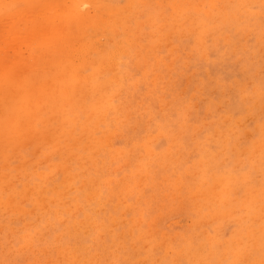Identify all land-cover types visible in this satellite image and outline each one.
I'll list each match as a JSON object with an SVG mask.
<instances>
[{"label": "rangeland", "instance_id": "rangeland-1", "mask_svg": "<svg viewBox=\"0 0 264 264\" xmlns=\"http://www.w3.org/2000/svg\"><path fill=\"white\" fill-rule=\"evenodd\" d=\"M172 1L177 2L179 7L174 9L171 0H15L21 4L46 7L23 9L9 23L0 17V74L10 71L22 76L24 73L21 78L37 77L39 80L44 73L58 74L72 66L78 67L82 73H88L96 65H102L103 61L105 65L102 66L108 71H115V74L123 77L121 94L114 102L117 109L122 107V119L118 121L116 118L119 116L116 117L113 113L102 126L98 137L93 142L86 140L81 143L72 158L64 156L66 152L62 144L58 146L46 138L38 142L35 134L42 130L43 124L39 128L36 122L30 124L31 133L16 137L9 143L13 145L12 148L9 147L7 151L0 148V178L4 177L6 180V183L0 182V262L89 264L90 261L95 264L99 261L103 264H166L169 261H179L178 259L205 261V257L212 253L219 261L261 260L260 244L256 246L257 250L249 247L251 243L247 244L244 256L248 258H240L236 252L243 243V235L248 227L264 226V172L261 170L264 137V17L259 13L261 0H251L254 4L250 0ZM236 4L255 6L241 9L236 8ZM84 5L91 7L84 8ZM194 19L205 22L207 31L204 34L193 24ZM241 19H246V23ZM221 21L224 26H221ZM256 21L260 24L255 23ZM181 24L184 26H180ZM252 24L255 25L253 28ZM209 44L213 46L207 47ZM81 46L83 47L80 48ZM232 50L234 54H231ZM82 53H87L86 57H80ZM80 61L87 62L81 64ZM234 87H237L236 91ZM114 90L116 92L117 86ZM226 93H229L228 97ZM242 104L246 110L243 120L235 116ZM185 106L190 107H187V112ZM252 116L254 118L251 119ZM253 125H257L256 129ZM259 125L262 126L261 129ZM186 128L188 131L184 130ZM234 131L238 132L235 136ZM227 132L229 135L232 133V138L235 137L231 144L227 140ZM243 132L249 137L246 138ZM191 139L194 141H190ZM235 150L240 151L237 153ZM204 155L208 157L204 158ZM247 157L250 159H246ZM235 160H239L238 164ZM209 162L213 164L210 165ZM244 162L250 163L251 169L247 174L239 172ZM202 165L203 168H200ZM66 174L70 175L68 186L64 179ZM230 177H234L231 178L233 180ZM208 186L214 187L211 193L205 192ZM224 187L231 192L233 189L231 195H236L238 200L234 198L231 206L221 197ZM251 193L257 195L254 206L262 217L254 218L246 207L240 205ZM217 198L221 200L218 201ZM233 207L234 213L231 211ZM13 210H17V213ZM219 213L223 216L222 219L217 217ZM19 216L21 220L18 219Z\"/></svg>", "mask_w": 264, "mask_h": 264}, {"label": "bare ground", "instance_id": "bare-ground-1", "mask_svg": "<svg viewBox=\"0 0 264 264\" xmlns=\"http://www.w3.org/2000/svg\"><path fill=\"white\" fill-rule=\"evenodd\" d=\"M185 1H188V0H184L183 2H185ZM224 1V0H223ZM231 1V0H230ZM240 1H243V0H240ZM159 2V1H158ZM171 2H172V4H173V6H174V9H176V8H178L177 7V2H173L172 0H171ZM200 2V1H199ZM210 2V1H209ZM246 2V1H245ZM250 2H252L251 0H250ZM152 3H153V1H152ZM151 3V4H152ZM198 3V2H197ZM253 3V2H252ZM251 3V4H252ZM255 3V2H254ZM253 3V4H254ZM155 4V3H154ZM170 4V3H169ZM231 4V3H230ZM243 4H244V2H243ZM248 4V3H247ZM252 4V5H253ZM210 5V4H209ZM208 5V6H209ZM231 5H233V4H231ZM237 5V4H236ZM142 6V5H141ZM146 6V5H145ZM212 6L214 7V5L212 4ZM255 6V5H254ZM139 7V6H138ZM149 7V6H148ZM210 7V6H209ZM154 8V7H153ZM161 8V7H160ZM211 8V7H210ZM224 8V7H223ZM147 9V8H146ZM170 9H172V8H170ZM183 9V8H182ZM242 9V8H241ZM51 10V9H50ZM145 10V9H144ZM149 11L150 12H152L151 11V7H149ZM176 11V10H175ZM230 11H232V10H230ZM244 11V10H243ZM259 11V10H258ZM147 12V11H146ZM155 12V11H154ZM172 12V11H171ZM228 12H229V10H228ZM153 13V12H152ZM165 13H167V11L165 10ZM175 13V12H174ZM188 13V12H187ZM246 13V12H245ZM259 13H260V11H259ZM172 14V13H171ZM250 14V13H249ZM251 14H252V12H251ZM155 15V14H154ZM175 15V14H174ZM183 15V14H182ZM248 15V14H247ZM246 15V16H247ZM254 15H256V14H254ZM253 15V16H254ZM180 16V15H179ZM204 16V15H203ZM143 17V16H142ZM250 17V16H249ZM258 17V16H257ZM260 17V16H259ZM170 18V17H169ZM237 18V17H236ZM171 19V18H170ZM209 19V18H208ZM238 19V18H237ZM252 19H253V17H252ZM256 19V18H255ZM207 20V19H206ZM233 20V19H232ZM236 20V19H235ZM241 20H245L244 22L246 23V19H241ZM248 20V19H247ZM257 20V19H256ZM159 21H160V19H159ZM194 21H195V23H193L194 25H196L197 26V29L199 30V32L200 33H203L204 34V32H206L207 31V29H206V26H205V22L203 21V20H201V19H194ZM238 21V20H237ZM252 21H254V20H252ZM260 21V20H259ZM161 22H162V20H161ZM261 22V21H260ZM221 23L223 24V22L221 21ZM234 23V22H233ZM236 23V22H235ZM252 23V22H251ZM255 23H259L258 21H256ZM228 24V23H227ZM260 24V23H259ZM263 23H261V25H262ZM253 25L254 24H252L251 26H252V28H253ZM261 25H259V26H261ZM148 26V25H147ZM180 26H184V24H181ZM221 26H224V24L223 25H221ZM226 26V25H225ZM228 26H230V25H228ZM255 26V25H254ZM79 27V26H78ZM146 27V26H145ZM149 27V26H148ZM155 27V26H154ZM169 27V26H168ZM232 27V26H231ZM235 27H237V26H235ZM245 27V26H244ZM150 28V27H149ZM153 28V27H152ZM220 28V27H219ZM227 28V27H226ZM243 28V27H242ZM247 28V27H246ZM246 28H244L245 30H246ZM35 29V28H34ZM239 29H240V27H239ZM239 29H237V31L239 30ZM255 29V28H254ZM244 30V31H245ZM247 30H248V28H247ZM246 30V31H247ZM256 30H258L259 31V29L257 28ZM222 31V30H221ZM234 31H235V29H234ZM36 32V31H35ZM58 32V31H57ZM238 32H240V31H238ZM252 32H253V30H252ZM257 32V31H256ZM255 32V33H256ZM237 32H235V34H236ZM260 33H261V29H260ZM259 33V34H260ZM238 34V33H237ZM242 34V33H241ZM262 34V33H261ZM242 35H244V34H242ZM252 35H253V33H252ZM225 37V36H224ZM249 37H250V35H249ZM262 37V36H261ZM158 39V38H157ZM192 39V38H191ZM223 39V38H222ZM239 39V38H238ZM145 40V39H144ZM194 40V39H193ZM218 40V39H217ZM224 40V39H223ZM222 40V41H223ZM254 40H255V38H254ZM262 40V39H261ZM81 41V40H80ZM79 41V42H80ZM214 41V40H213ZM238 41V40H237ZM78 42V43H79ZM218 42H219V40H218ZM260 42V41H259ZM77 43V44H78ZM223 44H224V41L222 42ZM228 44H229V42H227ZM232 43L233 42H231V45H232ZM235 43V42H234ZM263 43V42H262ZM212 44V43H211ZM257 44V43H256ZM210 45V44H209ZM207 46V47H212L211 45L210 46ZM227 45V44H226ZM230 45V44H229ZM132 46V45H131ZM136 46H138V45H136ZM215 46V45H214ZM252 46H254V45H252ZM258 46V45H257ZM83 46H81L80 48H82ZM227 47H228V45H227ZM229 47H231V46H229ZM240 47V49H241V46H239ZM144 48V47H143ZM85 49V48H84ZM87 49H88V47H87ZM119 49V48H118ZM166 49V48H165ZM244 49V48H243ZM86 50V49H85ZM180 50V49H179ZM235 50V49H234ZM81 51H82V49H81ZM88 51V50H87ZM86 51V52H87ZM183 51V50H182ZM83 52V51H82ZM144 52V51H143ZM184 52V51H183ZM229 52V51H228ZM233 52V50L231 51V54H234V53H232ZM88 53V52H87ZM86 53V54H87ZM184 53H186V52H184ZM224 53V52H223ZM249 53V52H248ZM83 54V53H82ZM80 54V57H82L83 56V58H84V56L86 55V54ZM91 54V53H90ZM144 54H145V52H144ZM226 54V53H225ZM77 55V54H76ZM194 55H195V53H194ZM196 55H197V53H196ZM248 55V54H247ZM166 56V55H165ZM225 56V55H224ZM227 56H229V54H227ZM249 56V55H248ZM80 57H77V58H80ZM86 57V56H85ZM202 57H204V56H202ZM88 58V57H87ZM187 58V57H186ZM196 58V57H195ZM241 58V57H240ZM220 59H221V57H220ZM220 59H219V61H220ZM86 60H88V59H86ZM209 60V59H208ZM62 61V60H61ZM210 61V60H209ZM251 61V60H250ZM249 61V62H250ZM81 62V61H80ZM87 61H85L84 63H86ZM180 62V61H179ZM212 62H214V61H212ZM83 63V61L81 62V64ZM83 63V64H84ZM102 63V65H105V64H103L104 62L102 61L101 62ZM162 63V62H161ZM258 63V62H257ZM262 63V62H261ZM80 64V65H81ZM98 64V63H97ZM249 65H250V63H248ZM101 64L99 65H96V68L95 69H93V68H91V71H89L88 73L87 72H85V73H82L81 72V70H79L78 69V67H76V66H72V67H69V69L67 70H65L64 72H59L58 74H55L56 72H54V73H52V74H47V73H44V74H42L41 75V79H37V77H34V78H32V77H28L27 79H24V78H21V77H23V75H24V73H23V75L21 76V75H19V74H15V73H12V72H10V71H6V72H4V73H1L0 74V148H2V149H4V150H6L7 151V149L10 147V148H12L13 147V145H9V143L11 142V141H13V139H16V137H21V136H25V135H27V134H29V133H31V131H32V127L30 126V124L31 123H34V122H36L37 123V125H38V127L40 128V125H41V123L43 124V127H42V130L41 131H37V133L35 134L36 135V139H37V141L39 142V141H42L44 138H46L47 140H49V141H52V142H54V143H56L58 146H61V144H62V146H63V149L65 150V157L68 159H70V158H72L73 157V154H74V151H76L77 150V148L79 147V145L81 144V143H83V142H85L86 140H88V142L90 141V142H93L92 140H94V139H96L97 137H98V133L101 131V128H102V126H104V124H106V122L110 119V117H111V115H113V113L114 114H116V117H118L119 116V118H116L118 121L119 120H121L122 119V117L121 116H123V113L120 111V109H122V107L120 106L118 109L116 108V104H114V102H115V99L117 98V97H119L120 96V94H121V87H122V85H123V82H122V80H123V77L122 76H119V75H117V74H115L114 72H110V71H108L107 69H106V67H104V66H102ZM107 65V64H106ZM111 65V64H110ZM244 65V64H243ZM253 65V64H252ZM251 65V66H252ZM84 66V65H83ZM93 66H94V64H93ZM112 66V65H111ZM184 66V65H183ZM240 66H242V64L240 65ZM248 66V65H247ZM251 66H250V69H251ZM74 67V68H73ZM85 67V66H84ZM167 67V66H166ZM170 67V66H169ZM73 68V69H72ZM113 68V67H112ZM241 68H243V67H241ZM254 68V67H253ZM264 68V67H263ZM3 69V68H2ZM240 69V68H239ZM157 70V69H156ZM259 70H262V69H259ZM38 71V70H37ZM250 71V70H249ZM256 71H258V68H257V70ZM264 71V70H263ZM2 72H3V70H2ZM19 73H21L20 71H18ZM169 72V71H168ZM17 73V72H16ZM31 73V72H30ZM29 73V74H30ZM40 73V72H39ZM240 73V72H239ZM243 73V72H242ZM245 73H246V71H245ZM261 73V72H260ZM259 73V74H260ZM25 74H27V75H29L28 73H25ZM241 74V73H240ZM251 74V73H250ZM254 74V73H253ZM258 74V73H257ZM168 75V74H167ZM247 75H249L248 73H247ZM263 75V74H262ZM251 76V75H250ZM249 76V77H250ZM256 76V75H255ZM261 76V75H260ZM144 77H146V76H144ZM254 77V76H253ZM264 77V76H263ZM241 80V79H240ZM244 81V80H243ZM153 82V81H152ZM177 82V81H176ZM187 84V83H186ZM218 84H219V82H218ZM264 84V83H263ZM217 85V84H216ZM219 85H221V84H219ZM259 85V84H258ZM117 86V90H116V92H115V90H114V87H116ZM146 87H147V85H146ZM222 87V86H221ZM226 88V87H225ZM235 88V87H234ZM237 88V87H236ZM234 89V91H236L237 89ZM195 89V88H194ZM217 89H218V87H217ZM227 89V88H226ZM240 89V88H239ZM196 90V89H195ZM230 90V89H229ZM173 91V90H172ZM214 91V90H213ZM232 91V90H231ZM233 91V92H234ZM241 91V90H240ZM239 91V92H240ZM244 91V90H243ZM242 91V92H243ZM219 92V91H218ZM220 92H223V91H220ZM226 92H228V91H226ZM201 93V92H200ZM211 93V92H210ZM177 94V93H176ZM229 94V93H228ZM227 93H226V96L228 95ZM239 94L240 93H238V96H239ZM197 95V94H196ZM220 95H222L221 93H220ZM224 95V94H223ZM116 96V97H115ZM225 96V95H224ZM161 97V96H160ZM228 97V96H227ZM199 99V98H198ZM260 99V98H259ZM158 100V99H157ZM210 100V99H209ZM220 100H221V98H220ZM148 101V100H147ZM160 101V100H159ZM202 101H204V100H202ZM247 101H248V99H247ZM261 101V100H260ZM264 101V100H263ZM151 102H153L152 100H151ZM239 102H240V100H239ZM168 103V102H167ZM166 103V104H167ZM221 103V102H220ZM227 103V102H226ZM255 103V102H254ZM260 103V102H259ZM262 103H264V102H262ZM217 104V103H216ZM225 104V103H224ZM258 104V103H257ZM256 104V105H257ZM157 105H158V103H157ZM188 105H190V103L188 104ZM196 104H194V106H195ZM244 104H242V106H243ZM252 105H253V103H252ZM167 105H165V107H166ZM197 106V105H196ZM217 106H219V104L217 105ZM217 106L215 107V108H217ZM262 106H264L263 104H262ZM160 107V106H159ZM161 107H162V105H161ZM182 107V106H181ZM180 107V108H181ZM184 107V106H183ZM182 107V108H183ZM186 107V106H185ZM188 107V106H187ZM187 107L185 108V109H187ZM220 107H223V106H220ZM219 107V108H220ZM144 108V107H143ZM175 108V107H174ZM190 107H188V109H189ZM195 108V107H194ZM208 108V107H207ZM218 108V109H219ZM249 108V107H248ZM188 109L186 110V112L188 111ZM197 109V108H196ZM206 109V108H205ZM237 109V108H236ZM239 109V108H238ZM250 109V108H249ZM248 109V110H249ZM161 110V109H160ZM163 111L162 112H164V109H162ZM176 110V109H175ZM185 111V110H184ZM190 111V110H189ZM228 111V110H227ZM156 112H157V110H156ZM158 112H159V110H158ZM178 112V111H177ZM186 112H185V114H186ZM192 112H194V111H192ZM207 112V111H206ZM245 112H246V110H245ZM160 113V112H159ZM195 113V112H194ZM8 114H10L11 115V117H12V119H11V121H10V123L6 126V124H5V117H6V115H8ZM141 114V113H140ZM147 114H148V112H147ZM183 114H184V112H183ZM210 114V113H209ZM214 114H215V111H214ZM248 114H249V112H248ZM260 114V113H259ZM164 114H162V116H163ZM177 115V114H176ZM189 115V114H188ZM216 115V114H215ZM204 116H205V113H204ZM210 116V115H209ZM227 116V115H226ZM189 117H191L190 115H189ZM207 117V116H206ZM185 118V117H184ZM205 118V117H204ZM218 118V117H217ZM228 118V117H227ZM249 119H250V116L248 117ZM252 118H254V116H252L251 117V119ZM115 118L113 119V120H116ZM163 119H164V117H163ZM187 119V118H186ZM203 119V118H202ZM220 119H221V117H220ZM225 119V118H224ZM240 119V118H239ZM150 120V119H149ZM149 120H147V121H149ZM176 120V119H175ZM174 120V121H175ZM181 120V119H180ZM188 120V119H187ZM228 120V119H227ZM246 120H248V119H246ZM138 121V120H137ZM163 121H165V120H163ZM169 121V119L166 121V123ZM172 121V120H171ZM177 121V120H176ZM195 121V120H194ZM201 121V120H200ZM210 121V120H209ZM213 121V120H212ZM216 121H218V120H216ZM226 121V120H225ZM235 121V120H234ZM236 121H238V120H236ZM244 121H245V119H244ZM151 122V121H150ZM178 122V124L179 123H181V122H179V121H177ZM184 122V121H183ZM219 122V121H218ZM224 122V121H223ZM229 122V121H228ZM227 122V123H228ZM239 122V121H238ZM148 122H146V124H147ZM163 123V122H162ZM165 123V124H166ZM186 123V122H185ZM188 123V122H187ZM199 123H201V122H199ZM204 123V122H203ZM234 123V122H233ZM245 123H246V121H245ZM154 124V123H153ZM164 124V125H165ZM191 124V123H190ZM202 124V123H201ZM212 124V123H211ZM214 124V123H213ZM216 124H218V123H216ZM262 124V123H261ZM143 125V124H142ZM180 125V124H179ZM181 125H182V123H181ZM185 125V124H184ZM192 125V124H191ZM199 125V124H198ZM203 125V124H202ZM201 125V126H202ZM206 125V124H205ZM204 125V126H205ZM219 125V124H218ZM237 125H238V123H237ZM242 125V123L240 124V126ZM264 125V124H263ZM186 126V125H185ZM190 126V125H189ZM197 126V125H196ZM212 126V125H211ZM216 126V125H215ZM220 126V125H219ZM229 126V125H228ZM240 126L238 127L239 129H240ZM244 126V125H243ZM257 126V125H256ZM256 126H254L253 125V127L255 128ZM145 127V126H144ZM148 127V126H147ZM159 127H161V126H159ZM188 127V126H187ZM193 127V126H192ZM205 127H207V126H205ZM213 127V126H212ZM242 127V126H241ZM259 127H260V125H259ZM258 127V128H259ZM262 127V126H261ZM261 127H260V129H261ZM25 128H26V134H25ZM133 128V127H132ZM143 128V127H142ZM211 128V127H210ZM222 128H223V124H222ZM230 128V127H229ZM253 128V129H254ZM263 128H264V126H263ZM156 129V128H155ZM158 129V128H157ZM177 129V128H176ZM178 129H180V126H179V128ZM189 129H190V127H189ZM193 129H195V128H193ZM199 129V128H198ZM198 129H196L197 131H198ZM213 129V128H212ZM217 129V128H216ZM219 129H221V128H219ZM231 129V128H230ZM232 129H233V127H232ZM252 129V128H251ZM256 129V128H255ZM184 130H187V128L186 129H184ZM183 130V131H184ZM192 130V129H191ZM200 130V129H199ZM224 130H225V128H224ZM229 130V129H228ZM176 131H178V130H176ZM188 131V130H187ZM187 131H186V134H187ZM194 132H195V130H193ZM192 131V132H193ZM230 131H232V130H230ZM245 131V130H244ZM251 131V130H250ZM257 131V130H256ZM256 131H254V133L256 132ZM219 131L217 130V133H218ZM221 132V131H220ZM235 132V131H234ZM242 132V131H241ZM179 133V132H178ZM183 133V132H182ZM196 133V132H195ZM224 133V132H223ZM236 133V132H235ZM238 133V132H237ZM237 133L236 134H234V136L235 135H237ZM244 133V132H243ZM253 132L251 131V134H252ZM258 133V132H257ZM263 133V132H262ZM209 134V133H208ZM221 134V133H220ZM232 134V133H231ZM230 134V135H231ZM244 134H246V133H244ZM149 135V134H148ZM185 135V134H184ZM206 135V134H205ZM204 135V136H205ZM218 135V134H217ZM216 135V136H217ZM226 135V134H225ZM229 134H228V132H227V135L226 136H228ZM165 136V135H164ZM173 136H174V134H173ZM196 136V135H195ZM194 136V137H195ZM212 136H213V134H212ZM211 136V137H212ZM222 136V135H221ZM233 136V135H232ZM242 136H243V134H242ZM250 136H252V135H250ZM169 137L170 136H168L167 138L169 139ZM188 137H190V138H192L191 136H188ZM207 137V136H206ZM210 137V136H209ZM246 138H248L247 137V134H246V136H245ZM259 137V136H258ZM102 138V137H101ZM155 138V137H154ZM203 138H205V137H203ZM213 139H214V137H212ZM224 138V137H223ZM234 139H235V137H233ZM165 139V138H164ZM167 139V140H168ZM186 139V138H185ZM188 139V138H187ZM195 139V138H194ZM225 139V138H224ZM241 139H243V138H241ZM258 139H260V138H258ZM78 140H79V142H78ZM170 140H173V139H171L170 138ZM193 139H191L190 141H192ZM206 140V139H205ZM212 140V139H211ZM216 140V139H215ZM219 140H220V137H219ZM228 140V139H227ZM240 140V139H239ZM248 140V139H247ZM99 141H101V139H99ZM194 141V140H193ZM221 141V140H220ZM165 142H166V140H165ZM188 142V141H187ZM198 142V141H197ZM200 142V141H199ZM198 142V143H199ZM207 142H208V139H207ZM210 142V141H209ZM215 142V141H214ZM217 142V141H216ZM224 142V141H223ZM106 143V142H105ZM186 143V142H185ZM194 143V142H193ZM204 143V142H203ZM205 143H206V141H205ZM204 143V144H205ZM220 143V142H219ZM149 144V143H148ZM151 144V143H150ZM149 144V145H150ZM167 144H169V142L167 143ZM200 144V143H199ZM198 144V145H199ZM203 144V145H204ZM216 144V143H215ZM214 144V145H215ZM218 144V143H217ZM221 144V143H220ZM223 144V143H222ZM260 144V143H259ZM153 145V144H152ZM208 145V144H207ZM225 145H226V142H225ZM224 145V146H225ZM239 145V144H238ZM238 145L236 146V145H234V146H236V147H238ZM250 145V144H249ZM258 145V144H257ZM154 146V145H153ZM175 146H176V142H175ZM217 146V145H216ZM223 146V145H222ZM227 146V145H226ZM226 146H225V148H226ZM177 147V146H176ZM176 147H174V149H176ZM202 147V146H201ZM227 147H229V146H227ZM232 147V146H231ZM257 147V146H256ZM146 148V147H145ZM193 148H194V146H193ZM195 148H197V147H195ZM223 148V147H222ZM225 148H223V149H225ZM234 148V147H233ZM232 148V149H233ZM242 148V147H241ZM241 148H240V150H241ZM85 149H88V147H86ZM149 149V148H148ZM199 149V148H198ZM206 149L208 150V147H206ZM227 149V148H226ZM236 149H238V148H236ZM194 150V149H193ZM201 150H203L202 148H201ZM221 150V149H220ZM227 150H229V148L227 149ZM240 150H235V152L237 151V153H239V151ZM243 150V149H242ZM245 150V149H244ZM243 150V151H244ZM15 151V150H14ZM131 151V150H130ZM182 152L184 151V150H181ZM195 151V150H194ZM222 151V150H221ZM225 151V150H224ZM185 152V151H184ZM192 152V151H191ZM218 152V151H217ZM226 152V151H225ZM225 152H223L224 154H225ZM229 152V151H228ZM258 153H259V149H258V151H257ZM144 153H147V152H145L144 151ZM179 153V152H178ZM186 153H187V151H186ZM190 153V152H189ZM198 153V152H197ZM205 153H207V152H205ZM208 153H209V151H208ZM207 153V154H208ZM211 151H210V155H211ZM222 153V154H223ZM229 153H231V152H229ZM241 153V152H240ZM245 153V152H244ZM247 153V152H246ZM254 153V152H253ZM136 154V153H135ZM138 154V153H137ZM177 153H175V155H176ZM185 154V153H184ZM227 154V153H226ZM232 154V153H231ZM235 154V153H234ZM162 155H164V154H162ZM181 155V154H180ZM182 155H183V153H182ZM188 156L190 155V154H187ZM203 155V154H202ZM215 155V154H214ZM230 155V154H229ZM238 155V154H237ZM258 155V154H257ZM144 156H146V154L144 155ZM143 156V157H144ZM148 156H150V155H147V157ZM152 156V155H151ZM157 156V155H156ZM160 156V155H159ZM159 156H158V158H159ZM177 156H178V154H177ZM199 156H201V155H199ZM207 155H204V158L206 157ZM217 156V155H216ZM221 156V155H220ZM225 156V155H224ZM255 156H256V153H255ZM141 157V156H140ZM146 157V158H147ZM163 157V156H162ZM181 157V156H180ZM208 157V156H207ZM211 157V156H210ZM226 157V156H225ZM228 157H231V156H228ZM235 157H236V155H235ZM174 158H175V156H174ZM179 158V157H178ZM182 158V157H181ZM220 158V157H219ZM241 158V157H240ZM247 158H249V157H247ZM134 159V158H133ZM148 159V158H147ZM151 159V158H150ZM164 159V158H163ZM173 159V158H172ZM176 159V158H175ZM180 159V158H179ZM186 159H188V158H186ZM200 159H201V157H200ZM211 159H213V158H211ZM214 159H215V157H214ZM229 159V158H228ZM234 159H238V158H234ZM250 159V158H249ZM139 160V159H138ZM153 160V159H152ZM155 160H156V158H155ZM159 160V159H158ZM162 160V159H161ZM194 160V159H193ZM198 160V159H197ZM206 160H207V158H206ZM210 160V159H209ZM227 160V159H226ZM257 160V159H256ZM65 161H67V160H65ZM176 161V160H175ZM187 161V160H186ZM217 161V160H216ZM220 161V160H219ZM234 161V160H233ZM236 162L237 161H239V160H235ZM148 162H150L149 160H148ZM170 162H172V160H170ZM178 162H179V160H178ZM181 162V161H180ZM183 162V161H182ZM185 162V161H184ZM198 162V161H197ZM199 162H201L202 163V161H200L199 160ZM198 162V163H199ZM205 162V161H204ZM242 162H243V160H242ZM249 162V161H248ZM133 163V162H132ZM153 163V162H152ZM154 163H155V161H154ZM153 163V164H154ZM157 163V162H156ZM194 163V162H193ZM207 163V162H206ZM214 163H215V161H214ZM239 163H241V162H239ZM245 163V162H244ZM257 163V162H256ZM26 164V163H25ZM124 164V163H123ZM127 164H128V162H127ZM147 164V163H146ZM159 164V163H158ZM169 164V163H168ZM168 164H166V165H168ZM178 164V163H177ZM209 164H210V162H209ZM211 164H213V162H211ZM210 164V165H211ZM225 164V163H224ZM237 164H238V162H237ZM242 164V163H241ZM250 164V163H249ZM148 165V164H147ZM156 165V164H155ZM201 165V164H200ZM218 165H220V164H218ZM221 165H223L222 164V162H221ZM5 166V165H4ZM123 167H124V165H122ZM125 166H127V165H125ZM178 166V165H177ZM192 166V165H191ZM195 166V165H194ZM203 166L204 165H202V167H200V168H203ZM208 166V165H207ZM235 166H236V164H235ZM19 167V166H18ZM17 167V168H18ZM51 167V166H50ZM121 167V166H120ZM135 167H136V165H135ZM206 167V166H205ZM210 167H212V166H210ZM214 167H216V166H214ZM219 167V166H218ZM221 167V166H220ZM240 167V166H239ZM125 168V167H124ZM139 168V167H138ZM195 169H196V167H194ZM199 168V167H198ZM209 168V167H208ZM217 168V167H216ZM115 169V168H114ZM117 169H118V167H117ZM174 169V168H173ZM191 169H193V167L191 168ZM232 169H233V167H232ZM240 169V168H239ZM250 169H251V167H250ZM123 170V169H122ZM194 170V169H193ZM205 170V169H204ZM207 170V169H206ZM212 170V169H211ZM214 170V169H213ZM115 171V170H114ZM117 171V170H116ZM120 171V170H119ZM150 171V170H149ZM186 171V170H185ZM196 171V170H195ZM195 171L193 172V173H195ZM230 171H231V169H230ZM237 171H238V168H237ZM237 171H235V172H237ZM142 172V171H141ZM161 172V171H160ZM174 172V171H173ZM191 172V171H190ZM199 172H201V171H199ZM204 172V171H203ZM215 172V171H214ZM226 172V171H225ZM228 172V171H227ZM240 172V171H239ZM250 172V171H249ZM189 173V172H188ZM207 174L209 173V171L208 172H206ZM260 173V172H259ZM41 174V173H40ZM191 174V173H190ZM189 174V175H190ZM196 174V173H195ZM200 174V173H199ZM247 174V173H246ZM39 175V174H38ZM192 175V174H191ZM190 175V176H191ZM204 175V174H203ZM219 175V174H218ZM222 175V174H221ZM220 175V176H221ZM243 174H241V176H242ZM137 176V175H136ZM144 176V175H143ZM176 176V175H175ZM193 176V175H192ZM201 176H202V173H201ZM200 176V177H201ZM212 176V175H211ZM233 176V175H232ZM244 176V175H243ZM260 176V175H259ZM130 177V176H129ZM184 177V176H183ZM199 177V176H198ZM199 177V178H200ZM205 177V176H204ZM203 177V178H204ZM246 177V176H245ZM126 178V177H125ZM138 178V177H137ZM177 178V177H176ZM181 178V177H180ZM206 178V177H205ZM231 178H234V177H230V179ZM65 183H66V185L68 186V183H69V180H70V175L69 174H66L65 175ZM178 179V178H177ZM187 180H190L189 178H186ZM194 179V178H193ZM195 179H196V177H195ZM194 179V180H195ZM201 179H202V177H201ZM215 179V178H214ZM214 179H212V180H214ZM236 179V178H235ZM242 179V178H241ZM241 179H238V180H241ZM122 180V179H121ZM184 180H185V178H184ZM183 180V181H184ZM218 180V179H217ZM225 179H223V181H224ZM229 180V179H228ZM231 180H233V179H231ZM205 181V180H204ZM207 181H209V179L207 178ZM207 181L205 182L206 184H207ZM211 181V180H210ZM227 181V180H226ZM0 182L1 183H6V180H5V178L4 177H1L0 178ZM84 182V181H83ZM169 182V181H168ZM178 182V181H177ZM180 182V181H179ZM187 182V181H186ZM217 183V181H214V183ZM219 182V181H218ZM222 182V181H221ZM228 182V181H227ZM240 182V181H239ZM14 183V182H13ZM155 183V182H154ZM154 183H152V184H154ZM181 183V182H180ZM194 183V182H193ZM204 183V182H203ZM214 183H212V184H214ZM236 183V182H235ZM103 184V183H102ZM202 184V183H201ZM205 184V185H206ZM224 184H225V182H224ZM11 185V184H10ZM181 185V184H180ZM195 185V184H194ZM205 185H203V186H205ZM220 185V184H219ZM219 185H217V186H219ZM235 185V184H234ZM82 186V185H81ZM137 186V185H136ZM158 186V185H157ZM166 186V185H165ZM212 186V185H211ZM222 186H223V184H222ZM226 186V185H225ZM238 186V185H237ZM57 187V186H56ZM150 187V186H149ZM163 187V186H162ZM209 187V186H208ZM220 187V186H219ZM218 187V188H219ZM241 187H242V185H241ZM4 188H6V187H4ZM140 189H141V186L139 187ZM200 188H203V187H200ZM212 188H214V187H212ZM212 188L211 187H209V188H206V190H205V192H209V193H211L212 192ZM216 188V187H215ZM222 188V187H221ZM225 188V187H224ZM233 188V187H232ZM239 188V187H238ZM195 189V188H194ZM198 189V188H197ZM204 189H205V187H204ZM228 189L229 188H225L222 192H221V197H223L224 198V200L223 201H225L226 203H229V205L231 206V203L233 202L234 203V198H236L235 196L236 195H231V194H233V189H231L232 190V192L231 191H228ZM241 189V188H240ZM4 190H6V189H4ZM72 190V189H71ZM133 190V189H132ZM215 189H213V191H214ZM230 190V189H229ZM29 191H30V189H29ZM137 191V190H136ZM204 191V190H203ZM226 191V192H225ZM235 191V190H234ZM249 191V190H248ZM56 192H57V190H56ZM130 192V191H129ZM201 192V191H200ZM217 192V191H216ZM237 192V191H236ZM238 192H239V190H238ZM28 193V192H27ZM97 193V192H96ZM111 193V192H110ZM144 193V192H143ZM202 193V192H201ZM214 194H216L215 192H213ZM212 193V194H213ZM109 194V193H108ZM142 194V193H141ZM206 194V193H205ZM27 195V194H26ZM130 196H131V194H129ZM211 195V194H210ZM152 196V195H151ZM202 196V195H201ZM206 196V195H205ZM215 196V195H214ZM217 196V195H216ZM257 195L255 194V193H251L250 194V196H248L247 197V199H245L242 203H240V205L242 204L244 207H246V209H247V212L248 213H251L252 215H254V218H257V217H262V215L260 214V213H258L259 211H258V209H256L255 210V206H254V204L256 203V200H257V197H256ZM92 197V196H91ZM210 197V196H209ZM218 197H220V196H218ZM11 198V197H10ZM212 198H213V196H212ZM211 198V199H212ZM216 198V197H215ZM9 199V198H8ZM140 199V198H139ZM147 199H149V198H147ZM13 200V199H12ZM26 200V199H25ZM90 200V199H89ZM216 200H221L220 198L218 199H216ZM236 200H237V198H236ZM235 200V201H236ZM239 200H240V198H239ZM9 201V200H8ZM27 201V200H26ZM38 201H39V199H38ZM120 201V200H119ZM138 201V200H137ZM205 201V200H204ZM223 201L222 202H220V203H223ZM238 201V200H237ZM23 202H25L24 201V199H23ZM44 202V201H43ZM51 202V201H50ZM211 202V201H210ZM214 201H213V199H212V203H213ZM225 202H224V204H225ZM8 203H11V202H8ZM22 203V202H21ZM124 203V202H123ZM154 203V202H153ZM212 203H210V204H212ZM216 203H219V202H216ZM7 204V203H6ZM44 204V203H43ZM64 204H65V202H64ZM198 204V203H197ZM214 204H215V202H214ZM237 204V203H236ZM11 204H9V206H10ZM46 205V204H45ZM60 205V204H59ZM119 205V204H118ZM151 205V204H150ZM200 205V204H199ZM205 205H206V203H205ZM213 205V204H212ZM216 205V204H215ZM214 206V205H213ZM219 206H221V204L219 205ZM218 206V208H220ZM223 206V205H222ZM233 206H235V204L233 205ZM238 206V205H237ZM11 207H13L12 205H11ZM47 207V206H46ZM159 207V206H158ZM217 207V206H216ZM227 207V205L225 206V208ZM9 207L7 206V209H8ZM43 208H45V206L43 207ZM71 208H72V206H71ZM132 208H134V207H132ZM137 208V207H136ZM135 208V209H136ZM224 208V209H225ZM229 208V207H228ZM242 208V206H240V209ZM128 209V208H127ZM144 209V208H143ZM243 209V208H242ZM18 210V209H17ZM17 210L16 211H14V212H16L17 213ZM21 210V209H20ZM32 210H34V209H32ZM32 210H30V211H32ZM67 210V209H66ZM82 210V209H81ZM80 210V211H81ZM131 210V209H130ZM134 210V209H133ZM157 210V209H156ZM183 210V209H182ZM218 210V209H217ZM234 210V207H233V209H231V211H233ZM245 210V209H244ZM12 211V212H13ZM98 210H96V212H97ZM102 211V210H101ZM127 211V210H126ZM143 211V210H142ZM141 211V212H142ZM226 211V210H225ZM230 211V210H229ZM230 211V212H231ZM8 212H9V210H8ZM7 212V213H8ZM18 212H19V210H18ZM22 212H23V209H22ZM28 212V211H27ZM49 212V211H48ZM69 212V211H68ZM235 211H233V213H234ZM237 212V211H236ZM25 214H26V211L24 212ZM66 213H67V211H66ZM139 213V212H138ZM144 213V212H143ZM216 213V212H215ZM222 213V212H221ZM229 213V212H228ZM227 212H226V214H228ZM232 213V212H231ZM239 213V212H238ZM30 214H32V212H30ZM124 214V213H123ZM147 214V213H146ZM225 214V213H224ZM225 214V215H226ZM222 215H223V213H222ZM220 213L218 214V218L219 219H222L223 218V216H222ZM228 215H230V214H228ZM56 216V215H55ZM54 216V217H55ZM71 216V215H70ZM72 216H74V215H72ZM71 216V217H72ZM216 216V215H215ZM229 217V216H228ZM87 218H88V216H87ZM230 218V217H229ZM18 219H20V216H19V218ZM17 219V220H18ZM57 219V218H56ZM86 219V218H85ZM232 219H234V218H232ZM21 220V219H20ZM66 220V219H65ZM11 221V220H10ZM38 221V220H37ZM64 221V220H63ZM238 221H240V220H238ZM251 221H252V218H251ZM60 222V221H59ZM131 222V221H130ZM139 222H140V218H139ZM52 223V222H51ZM82 223V222H81ZM91 223V222H90ZM113 223V222H112ZM243 223H245V222H243ZM63 224V223H62ZM76 224V223H75ZM28 224H26V226H27ZM78 225H79V222H78ZM83 225H85L84 223H83ZM111 225V224H110ZM138 225V224H137ZM228 225V224H227ZM255 225V224H254ZM66 226V225H65ZM76 226V225H75ZM103 226V225H102ZM113 226H114V223H113ZM205 226V225H204ZM46 228H47V226H45ZM74 227V226H73ZM94 227V226H93ZM92 227V228H93ZM112 227V226H111ZM116 227V226H115ZM76 228V227H75ZM136 228H138V227H136ZM197 228H199V227H197ZM13 229V228H12ZM22 229V228H21ZM66 229H68V228H66ZM73 229V228H72ZM95 229V228H94ZM139 229V228H138ZM64 230V229H63ZM69 230V229H68ZM67 230V231H68ZM222 230V229H221ZM95 231V230H94ZM154 231H155V229H154ZM12 232V231H11ZM76 232V231H75ZM78 232V231H77ZM109 232V231H108ZM131 232V231H130ZM222 232V231H221ZM233 232V231H232ZM231 232V233H232ZM85 233V232H84ZM87 233V232H86ZM92 233V232H91ZM203 233V232H202ZM262 233H264V226H259V227H256V226H250V227H248L247 229H246V231L244 232V235H243V243H241V245H240V248L238 249V250H236V252H237V256L238 257H242V258H248L247 256H244V252H245V248L247 247V244H249V243H251V245L249 246V247H253V248H255V250H257V247L256 246H258L259 244L261 245V236H262ZM62 234V233H61ZM216 234V233H215ZM223 234V233H222ZM221 234V235H222ZM36 235V234H35ZM43 235V234H42ZM42 235H41V237H42ZM46 235V234H45ZM195 235V234H194ZM217 235V234H216ZM27 236V235H26ZM26 236H24V237H26ZM77 236V235H76ZM218 236V235H217ZM34 237V236H33ZM57 237V236H56ZM68 238H69V236H67ZM84 237V236H83ZM104 237V236H103ZM213 237V236H212ZM35 238V237H34ZM58 238H60V237H58ZM96 238V237H95ZM209 238V237H208ZM211 238V237H210ZM7 239H8V236H7ZM31 239H32V237H31ZM76 239H77V237H76ZM103 239V238H102ZM102 239H100V241L102 240ZM40 241H41V238L39 239ZM56 240H58L57 238H56ZM73 240H74V238H73ZM93 240V239H92ZM208 240H210V239H208ZM93 241H95V240H93ZM42 242V241H41ZM237 242H239L238 240H237ZM31 243V242H30ZM199 243V242H198ZM202 243V242H201ZM9 244V243H8ZM32 244V243H31ZM203 244V243H202ZM47 245V244H46ZM209 245V248H210V244H208ZM218 245H219V243H218ZM237 245H238V243H237ZM94 246V245H93ZM227 246V245H226ZM229 246H230V244H229ZM68 247V246H67ZM110 247H111V245H110ZM200 248H201V246H199ZM261 247V246H260ZM30 248V247H29ZM28 248V249H29ZM59 248H61V247H59ZM75 248V247H74ZM80 248V247H79ZM189 248V247H188ZM21 249H23V248H21ZM21 249L19 250V252L21 251ZM94 249V248H93ZM98 249V248H97ZM118 249V248H117ZM235 249V248H234ZM69 250V249H68ZM74 250H77V249H74ZM73 250V251H74ZM79 250V249H78ZM210 250V249H209ZM31 251V250H30ZM29 251V252H30ZM42 251V250H41ZM58 251V250H57ZM211 251V250H210ZM209 251V252H210ZM219 251V250H218ZM3 252V251H2ZM26 252V251H25ZM39 252V251H38ZM43 252V251H42ZM67 252V251H66ZM83 252V251H82ZM86 252H87V250H86ZM133 252V251H132ZM140 252V251H139ZM168 252V251H167ZM171 252V251H170ZM13 253V252H12ZM44 253V252H43ZM58 253V252H57ZM134 253V252H133ZM179 253H180V251H179ZM59 254V253H58ZM116 254V253H115ZM222 254V253H221ZM234 254V253H233ZM232 254V255H233ZM23 255V254H22ZM36 255V254H35ZM97 255V254H96ZM111 255H113V254H111ZM201 255V254H200ZM227 255V254H226ZM8 256V255H7ZM28 256V255H27ZM26 256V257H27ZM93 256H95V255H93ZM103 256V255H102ZM235 256H236V254H235ZM59 257H61V256H59ZM98 257V256H97ZM166 257V256H165ZM67 258V257H66ZM65 258V259H66ZM27 259V258H26ZM35 259V258H34ZM92 259H93V257H92ZM178 260H180V259H178ZM223 260V259H222ZM35 261V260H34ZM65 261V260H64ZM67 261V260H66ZM65 261V262H66ZM73 261H74V259H73ZM76 261H78V260H76ZM198 261V260H197ZM205 261H218V262H220L218 259H216L215 258V256H214V254L212 253L209 257H205ZM232 261H233V259H232ZM75 262V261H74ZM97 262V261H96ZM107 262V261H106ZM137 262H139V261H137ZM141 262V261H140ZM154 262V261H153ZM259 262H260V260L259 261H255V264H259ZM89 264H91L92 262H88ZM152 263V262H151ZM28 264V263H27ZM34 264V263H33ZM76 264V263H75ZM144 264V263H143Z\"/></svg>", "mask_w": 264, "mask_h": 264}, {"label": "snow or ice", "instance_id": "snow-or-ice-1", "mask_svg": "<svg viewBox=\"0 0 264 264\" xmlns=\"http://www.w3.org/2000/svg\"><path fill=\"white\" fill-rule=\"evenodd\" d=\"M42 7H46V6L21 4V3L15 2V0H0V17H3L6 23H9L23 9H38ZM83 7L89 8L91 6L84 5ZM235 7L236 8H247V9L254 8V6H249V5H236ZM259 10L261 12L262 17H264V0H261ZM245 115H246V112L243 106H241V110L239 112L235 113V116L240 118L241 120H243ZM11 119L12 117L10 114L6 115L5 117L6 126L10 123ZM25 134H26V128H25ZM232 139L233 138L231 137V135H229L228 137L229 144L232 143ZM249 170H250V164L248 163L243 164L239 169L240 173H247ZM261 170L262 172H264V137H262V147H261ZM262 207H264V187H262ZM261 257L262 258L259 264H264V233H262V236H261ZM0 264H10V262L3 261V262H0ZM95 264H103V262L98 261V262H95ZM166 264H255V262L254 261H220L218 262V261L179 260V261H169V262H166Z\"/></svg>", "mask_w": 264, "mask_h": 264}]
</instances>
